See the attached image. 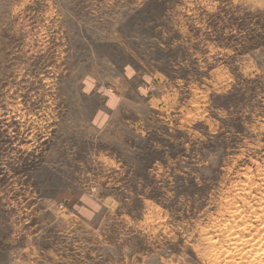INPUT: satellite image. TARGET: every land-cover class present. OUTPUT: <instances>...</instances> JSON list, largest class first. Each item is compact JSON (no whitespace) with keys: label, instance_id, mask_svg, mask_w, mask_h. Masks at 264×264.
<instances>
[{"label":"rangeland","instance_id":"rangeland-1","mask_svg":"<svg viewBox=\"0 0 264 264\" xmlns=\"http://www.w3.org/2000/svg\"><path fill=\"white\" fill-rule=\"evenodd\" d=\"M263 189L264 0H0V264H264Z\"/></svg>","mask_w":264,"mask_h":264},{"label":"bare ground","instance_id":"bare-ground-1","mask_svg":"<svg viewBox=\"0 0 264 264\" xmlns=\"http://www.w3.org/2000/svg\"><path fill=\"white\" fill-rule=\"evenodd\" d=\"M264 190V189H263ZM263 193V192H262ZM244 197V196H243ZM259 198V197H258ZM249 200V199H248ZM245 203V202H244ZM246 204V203H245ZM240 207V206H239ZM259 207H261V206H259ZM236 210V209H235ZM232 211V210H231ZM248 212V211H247ZM259 214V213H258ZM258 216V215H257ZM260 217V216H259ZM236 218V217H235ZM243 218V217H242ZM258 218V217H257ZM234 219V218H233ZM260 220H262V218H259ZM258 219V220H259ZM259 220V221H260ZM264 220V219H263ZM261 223V222H260ZM246 225V224H245ZM264 227V226H263ZM262 229V228H261ZM257 231V230H256ZM256 231L255 232H253V233H256ZM258 231H260L259 230V228H258ZM229 232V231H228ZM227 233V232H226ZM243 233V232H242ZM244 233H245V235H238V236H235L232 240H233V242H235V243H241V244H243V246H245V245H254L253 247H255V245H263L264 244V234H262V237H258V238H255V236H257V234L256 235H254V234H252L251 233V226L250 225H246L245 226V229H244ZM262 233V232H261ZM250 235V236H249ZM259 235V234H258ZM247 236V237H246ZM227 240V239H226ZM232 240H231V242H232ZM229 245V244H228ZM234 245V244H233ZM242 247V246H241ZM251 247V246H250ZM259 247V246H258ZM248 248V247H247ZM261 248V247H260ZM241 249V248H240ZM255 249V248H254ZM260 250V249H259ZM253 252V251H252ZM264 252V251H263ZM262 253V252H261ZM261 255V254H260ZM260 257V256H259ZM254 259V258H253ZM256 259V258H255ZM254 259V260H255ZM262 259V258H261ZM263 261V260H262ZM248 262V261H247ZM251 263V262H250ZM260 263V262H259Z\"/></svg>","mask_w":264,"mask_h":264}]
</instances>
